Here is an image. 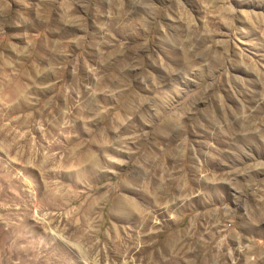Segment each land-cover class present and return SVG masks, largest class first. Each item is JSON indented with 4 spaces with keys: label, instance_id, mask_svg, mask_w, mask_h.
<instances>
[{
    "label": "rangeland",
    "instance_id": "obj_1",
    "mask_svg": "<svg viewBox=\"0 0 264 264\" xmlns=\"http://www.w3.org/2000/svg\"><path fill=\"white\" fill-rule=\"evenodd\" d=\"M0 264H264V0H0Z\"/></svg>",
    "mask_w": 264,
    "mask_h": 264
}]
</instances>
